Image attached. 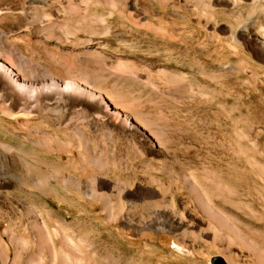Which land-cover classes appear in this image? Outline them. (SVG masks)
I'll use <instances>...</instances> for the list:
<instances>
[{"label":"rangeland","instance_id":"obj_1","mask_svg":"<svg viewBox=\"0 0 264 264\" xmlns=\"http://www.w3.org/2000/svg\"><path fill=\"white\" fill-rule=\"evenodd\" d=\"M201 23L227 49L229 64L224 54L201 66L186 58L182 82L192 92L184 94V106L170 112L143 103L154 118L167 119L172 139L182 138L171 145L174 155L154 148L131 153L125 142L89 131L88 152L77 137L55 145L46 136L64 130L56 124L41 125L38 143L36 117L0 115V166L8 176L0 180V244L10 251L4 264H264V51L251 28L237 45L228 24ZM198 41L206 45L208 38ZM50 80L37 76L35 83L66 81ZM62 177L71 186H62ZM40 179L50 180L46 195L36 185ZM91 187L112 198L108 210L82 192ZM43 206L65 217L69 231L53 234L55 247L48 241L42 257L31 261L38 254L32 220L41 221ZM44 220L52 230L54 223ZM60 239L68 252L59 250Z\"/></svg>","mask_w":264,"mask_h":264},{"label":"bare ground","instance_id":"obj_2","mask_svg":"<svg viewBox=\"0 0 264 264\" xmlns=\"http://www.w3.org/2000/svg\"><path fill=\"white\" fill-rule=\"evenodd\" d=\"M203 19L215 26L228 24L237 45L251 28L249 34L264 51V0H0V115L16 121L36 117L38 143L43 139L41 125L56 124L64 130L46 136L55 145L77 137L88 152L89 131L106 141L125 142L131 153L137 150L143 156L154 148L166 157L174 155L176 147L171 145L182 138L172 139L167 119L154 118L143 103L170 112L184 106V94L192 90L182 82L184 60L201 66L214 55L228 56L227 49L211 41L214 34L204 29ZM201 37L208 38L206 45L199 43ZM225 59L229 64V56ZM37 76L66 81L59 86L50 80L38 87ZM134 87L148 92L135 95ZM3 169L0 166V180L8 177ZM49 181L36 184L45 195ZM62 181V186H71L67 178ZM82 192L97 197L105 211L112 205V198L92 187ZM44 215L54 223L52 230ZM38 216L40 222L32 220L38 254L31 255V261L42 257L48 241L55 247L53 234L64 237L69 231L66 218L44 206ZM11 242L16 244L14 237ZM58 243L59 250L69 251L63 239ZM9 252L0 244L2 264Z\"/></svg>","mask_w":264,"mask_h":264},{"label":"water","instance_id":"obj_3","mask_svg":"<svg viewBox=\"0 0 264 264\" xmlns=\"http://www.w3.org/2000/svg\"><path fill=\"white\" fill-rule=\"evenodd\" d=\"M221 264H225V262L222 261Z\"/></svg>","mask_w":264,"mask_h":264}]
</instances>
